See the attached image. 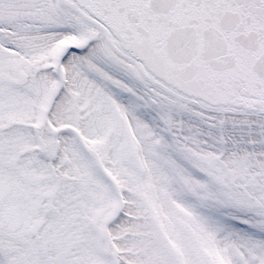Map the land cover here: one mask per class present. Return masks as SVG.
I'll list each match as a JSON object with an SVG mask.
<instances>
[{
  "label": "snow or ice",
  "instance_id": "6c2138e0",
  "mask_svg": "<svg viewBox=\"0 0 264 264\" xmlns=\"http://www.w3.org/2000/svg\"><path fill=\"white\" fill-rule=\"evenodd\" d=\"M0 264H264V0H0Z\"/></svg>",
  "mask_w": 264,
  "mask_h": 264
}]
</instances>
